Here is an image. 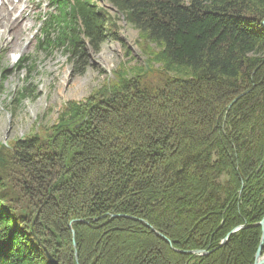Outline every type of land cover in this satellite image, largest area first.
Here are the masks:
<instances>
[{
  "label": "trees",
  "instance_id": "1",
  "mask_svg": "<svg viewBox=\"0 0 264 264\" xmlns=\"http://www.w3.org/2000/svg\"><path fill=\"white\" fill-rule=\"evenodd\" d=\"M58 1L42 47L80 61L112 21L93 0ZM110 2L138 29L146 66L119 68L58 124L1 143L0 264H254L264 0Z\"/></svg>",
  "mask_w": 264,
  "mask_h": 264
},
{
  "label": "rangeland",
  "instance_id": "2",
  "mask_svg": "<svg viewBox=\"0 0 264 264\" xmlns=\"http://www.w3.org/2000/svg\"><path fill=\"white\" fill-rule=\"evenodd\" d=\"M46 2L48 0H37L36 3L40 4L39 11H47ZM93 2L98 8L107 9L105 15H108L112 23L106 26L105 37L98 50L93 49L86 41V54L80 61L65 46L52 50L39 47L35 33L40 23L35 18L29 20L27 33L17 35L20 49L10 47L8 51L1 50L0 43V145L3 143L9 146L14 140L58 124L60 112L66 102L85 101L105 81L115 79L113 72L119 68L129 70L136 66H146V52L140 45L135 25L110 8L113 5L110 0ZM150 45L153 46V43L150 42ZM21 57L29 60L26 67L17 65V60ZM23 86H27L30 94L20 100L18 93ZM96 105L97 103L89 108L92 110ZM90 109L84 120L88 118ZM145 222L148 223L146 220ZM155 229L153 228L156 232ZM159 235L163 236L161 233ZM167 241L171 244L169 239ZM47 255L49 258V254Z\"/></svg>",
  "mask_w": 264,
  "mask_h": 264
},
{
  "label": "bare ground",
  "instance_id": "3",
  "mask_svg": "<svg viewBox=\"0 0 264 264\" xmlns=\"http://www.w3.org/2000/svg\"><path fill=\"white\" fill-rule=\"evenodd\" d=\"M15 10L16 5L11 7V4H9L5 9L0 7V43L2 50L8 51L10 47L20 49L17 35L18 33L24 34L28 32L29 20L34 19L36 13L34 8L28 6H25L23 10H18V14H15ZM40 33L38 34L40 35ZM52 35L50 34L49 36L51 37ZM125 216L127 215L125 214ZM74 246L76 247V244Z\"/></svg>",
  "mask_w": 264,
  "mask_h": 264
},
{
  "label": "water",
  "instance_id": "4",
  "mask_svg": "<svg viewBox=\"0 0 264 264\" xmlns=\"http://www.w3.org/2000/svg\"><path fill=\"white\" fill-rule=\"evenodd\" d=\"M263 26H264V20L262 22ZM87 117V116H86ZM259 225L262 228V234H261V239H260V244L258 246V249L256 251L255 254V261L254 264H264V252H263V246H264V217L263 219L259 222ZM244 227L243 225H239L234 227L229 233L228 235L222 240V244H224L227 241V238L235 231L239 230L240 228ZM156 230V229H155ZM156 232L158 234H160V232L158 230H156ZM177 251H182L177 249ZM191 253L193 254H199V255H203V254H207L208 252L205 250H200V249H196V250H192ZM50 261L52 262V264H56V260H54L52 258V256L49 255Z\"/></svg>",
  "mask_w": 264,
  "mask_h": 264
}]
</instances>
